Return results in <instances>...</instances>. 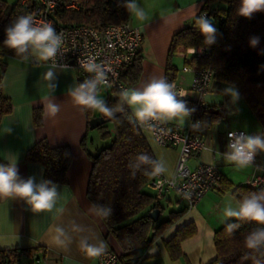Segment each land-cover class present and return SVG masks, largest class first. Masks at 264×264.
Wrapping results in <instances>:
<instances>
[{
	"label": "crops",
	"instance_id": "crops-1",
	"mask_svg": "<svg viewBox=\"0 0 264 264\" xmlns=\"http://www.w3.org/2000/svg\"><path fill=\"white\" fill-rule=\"evenodd\" d=\"M135 2L146 14L143 21L133 14L130 18V22L139 27L143 34L139 48L142 71L138 81L129 84L126 89L142 88L151 77H164L173 34L184 28L200 11L204 0ZM213 4L211 8L216 7ZM181 52L172 57L175 65L179 58L183 61L185 59ZM6 60L3 94L11 100L12 111L0 121V163H7V156L14 155L21 178L34 177L37 182L46 180L43 166L25 159L27 150L41 138H46L51 146H69L72 160L67 171V183H56L59 194L51 211L33 212L22 199L0 198V249L40 248L33 257L22 256L26 260L25 264H97L98 256H89L82 247V240H86L88 244H99L102 241L106 246L105 251L112 250L122 254V248L108 234L104 222L86 195L91 161L81 145V140L86 135L87 148L95 152L100 147L96 140L100 136L98 131L96 136H92V130H88L84 108L77 105L71 95V91L79 85L80 73L72 66H57L54 69L57 76L54 83L57 87L52 90L44 79L51 64L38 61L34 57L28 62L11 56ZM192 78L191 71L181 70L175 82L189 89ZM221 85L222 83L218 84ZM102 87L108 96L109 87L101 86L99 90ZM50 104L59 105V111L53 112L51 107H45ZM36 106H41L44 110L43 124L40 127L33 123V108ZM129 109L134 116L133 109ZM94 113L98 114V111ZM163 121L172 128H195L199 131L196 135L202 138L205 148L193 155L190 159L191 166L201 162H213L234 187L245 184L254 172L259 173L251 164L245 168H237L227 162L222 154L226 150L225 132L229 129H243L250 134L248 128L240 125L219 128L214 123L200 135L202 129L194 126L197 123H193L191 115L185 118L183 124L179 120ZM141 131L158 165L165 169L163 174L172 176L178 162L180 146L160 145L148 130ZM257 156L262 161L264 152H258ZM222 187L220 185L208 191L193 207L188 208L177 193L167 191L161 200L160 219L167 218L170 211L186 209L159 238L140 250V257L133 264H207L212 261L216 256L213 240L215 231L235 219L226 218L223 210L225 207L238 206L232 189L222 190ZM189 222L196 226V233L181 242L183 257L171 259L164 247V241L176 229ZM57 228L63 232H58Z\"/></svg>",
	"mask_w": 264,
	"mask_h": 264
},
{
	"label": "trees",
	"instance_id": "trees-1",
	"mask_svg": "<svg viewBox=\"0 0 264 264\" xmlns=\"http://www.w3.org/2000/svg\"><path fill=\"white\" fill-rule=\"evenodd\" d=\"M71 1H75L78 8L59 6L53 16L55 23L88 24L97 27L128 22L131 18V14L124 7L130 0H64L68 3ZM215 2L216 7L211 8V4ZM240 3L241 0H204L200 11L184 28L173 34L164 77L169 83L178 77L179 67L172 62L175 54L192 47H211L210 58L193 55L184 59V65L196 69L208 66L214 72L213 81L233 86L259 119L264 132V12L254 13L251 18L242 17L238 15ZM31 8V4L21 3V0L13 3L0 0V121L12 111L11 100L3 94L6 59L9 56L20 58L4 46L5 28L19 16H28ZM200 15H206L217 29L215 42L211 45L205 43L204 36L194 26L196 17ZM254 37H258L259 42L252 46L250 40ZM141 71L142 55L138 50L133 62L122 70L121 79L127 85L134 84L138 81ZM88 79H91L88 75L80 76L79 84ZM119 93L116 88H109L108 96L104 99L109 107L114 108L119 103ZM184 100L189 108L194 109L192 120L193 123L199 122L198 126L202 129L200 135L226 116L223 103L196 107L191 100ZM124 109L123 113L116 112L109 122L94 129L98 131L101 139L111 138L109 144L91 152L87 148L85 135L81 145L91 161L86 195L104 222L108 234L113 236L122 248L123 252L119 255L121 263L133 264L140 257V250L159 238L186 208L170 211L165 219H151L150 211L156 208L161 210L162 206L161 200L155 198L149 186L155 176L145 173H152L158 163L141 129L130 121L132 114L126 104ZM84 111L88 130L89 121L93 117H105L99 112L95 114L93 110ZM43 113L41 106L33 108V123L36 127L43 124ZM190 130L192 134L199 132L195 128ZM140 155H146L148 162H141L138 159ZM25 159L41 164L46 180L59 184L67 183V171L72 160L69 146H51L46 138H41L27 150ZM259 162L264 166V158ZM220 185L223 186L222 190L232 189L238 203L245 196L264 191V186L252 187L247 183L234 187L232 182L224 177ZM97 205L110 208V214L105 217L103 212L95 207ZM233 223H238L240 227L229 233L226 226ZM258 227L264 225L236 219L222 225L215 231L213 238L216 256L207 264H264V247L254 250L247 248L245 244V237ZM195 233L196 226L192 222L176 229L174 234L164 241L169 257H183L180 244ZM38 250L40 248L0 249V264H23L22 256L33 257Z\"/></svg>",
	"mask_w": 264,
	"mask_h": 264
},
{
	"label": "clouds",
	"instance_id": "clouds-1",
	"mask_svg": "<svg viewBox=\"0 0 264 264\" xmlns=\"http://www.w3.org/2000/svg\"><path fill=\"white\" fill-rule=\"evenodd\" d=\"M124 7L128 13L133 14L137 19L143 21L146 18L144 10L135 2L130 0ZM264 12V0H241L238 8V15L251 18L254 13ZM204 36L205 43L211 45L215 42L217 29L206 15L197 16L194 25ZM6 39L3 44L23 61L28 62L34 57L38 61H52L51 68L44 74L48 87L54 90L57 79L54 69L56 57L63 45V36L58 34L56 29L50 23L36 25L31 16H19L14 22L5 28ZM258 37L250 40L252 46L257 45ZM194 53L195 48L191 49ZM82 67L88 73H94V77L80 83L72 91L71 95L77 105L84 109L98 111L105 117L113 118L116 112L123 113L124 105L133 109L136 120L146 122L148 120L159 119L165 121L179 120L184 123L193 108L187 106V101L182 99L187 94L177 93L175 86L167 81L163 76L151 77L142 88L125 89L119 93V103L113 108L99 98V88L106 85L107 70L100 64L89 61ZM225 94L230 95L232 103L239 100V92L228 87L224 90ZM51 107L53 112L59 111V105H46ZM199 122L196 125L198 126ZM228 151L224 153L227 162L234 164L237 168H245L252 164L258 152H264V135L246 134V133H228ZM138 159L147 163L148 157L140 155ZM7 163H0V198H18L24 200L31 207L33 212L51 211L58 197V185L51 180H42L37 182L34 177L23 179L19 175L17 160L14 155L7 156ZM165 169L156 165L152 173L145 175L158 176ZM104 216L110 214L111 209L97 205ZM223 215L226 218H235L254 222L258 225H264V191L245 196L239 201L238 206L225 207ZM240 227L238 223L228 224L226 230L229 233L234 232ZM58 232H63L57 228ZM82 247L89 256H99L105 251V245L101 241L99 244H88L82 240ZM246 247L258 250L264 247V227H258L252 230L245 237Z\"/></svg>",
	"mask_w": 264,
	"mask_h": 264
},
{
	"label": "built area",
	"instance_id": "built-area-1",
	"mask_svg": "<svg viewBox=\"0 0 264 264\" xmlns=\"http://www.w3.org/2000/svg\"><path fill=\"white\" fill-rule=\"evenodd\" d=\"M21 3L31 4V16L36 25L50 23L58 34L63 36V45L57 54V66H72L78 70L80 76L88 75L94 77V73H88L82 67L89 61L102 65L107 70L106 87L125 90L127 84L121 79L122 70L133 62L139 50L143 34L141 29L130 21L119 24H103L92 26L88 24L62 25L54 22L53 16L57 8L65 5L67 8H78L75 1L64 2V0H21ZM195 48L193 53L191 49ZM182 57L201 56L210 58L212 48L198 46L188 48L181 52ZM52 65V61L46 62ZM183 72L191 71L193 78L189 89L181 87L175 81L172 82L177 93L184 92V99L194 102L196 107L206 106V96L213 81V70L208 67L192 68L188 65L182 67ZM193 115V112L191 116ZM132 123L140 129L148 130L154 139L163 146H180V154L175 172L168 177L161 173L150 182L149 186L157 200H162L167 191L177 193L188 207H193L208 191L220 186L223 178L218 166L213 163H198L195 166L189 164L195 153L205 148L202 138L192 134L190 128H172L163 120L153 119L146 122L136 120L131 116ZM246 133L243 129H229L225 132L226 150L228 151V133ZM258 174H254L246 181L252 187L264 186V166L255 157L251 164ZM36 264V263H31ZM97 264H122L119 254L106 250L98 256Z\"/></svg>",
	"mask_w": 264,
	"mask_h": 264
},
{
	"label": "rangeland",
	"instance_id": "rangeland-1",
	"mask_svg": "<svg viewBox=\"0 0 264 264\" xmlns=\"http://www.w3.org/2000/svg\"><path fill=\"white\" fill-rule=\"evenodd\" d=\"M8 3H13L12 1L15 0H7ZM213 5H217L215 2ZM189 56L188 58H190ZM177 65L179 67V72H181L182 67L184 65L183 60L179 58L177 60ZM222 83L221 86H218V84ZM228 87H233L227 83L224 82H215L212 81V84L209 89V94L206 96V102L208 103H223V105L226 108V116L221 121L217 122V127L222 128L225 126H229L231 128L235 126H243L249 129V133L251 135L260 134L264 135V132L261 131V123L259 119H257L256 115L251 111L249 108L247 102L244 100V98L239 93V100L236 103H232L230 95L225 94L224 90ZM234 88V87H233ZM99 98L105 99L107 94L105 92V88L102 87L99 90ZM216 127V128H217ZM215 126L213 127V129ZM92 136L96 134V130L91 131ZM96 136V135H95ZM97 143L100 146H104L110 143L111 138L105 137L101 139H96ZM190 164V162H189ZM22 263L25 264L26 260L22 259Z\"/></svg>",
	"mask_w": 264,
	"mask_h": 264
},
{
	"label": "water",
	"instance_id": "water-1",
	"mask_svg": "<svg viewBox=\"0 0 264 264\" xmlns=\"http://www.w3.org/2000/svg\"><path fill=\"white\" fill-rule=\"evenodd\" d=\"M111 120V118H105L103 116H95L89 121V129L93 130L98 125L107 123ZM160 215V209L156 208L150 211V217L153 221H157Z\"/></svg>",
	"mask_w": 264,
	"mask_h": 264
}]
</instances>
